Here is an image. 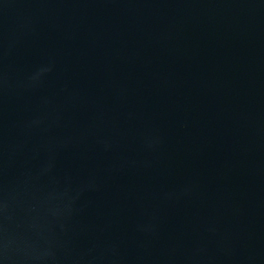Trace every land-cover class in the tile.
Returning <instances> with one entry per match:
<instances>
[{"label": "water", "instance_id": "95a60500", "mask_svg": "<svg viewBox=\"0 0 264 264\" xmlns=\"http://www.w3.org/2000/svg\"><path fill=\"white\" fill-rule=\"evenodd\" d=\"M0 264H264V0H0Z\"/></svg>", "mask_w": 264, "mask_h": 264}]
</instances>
